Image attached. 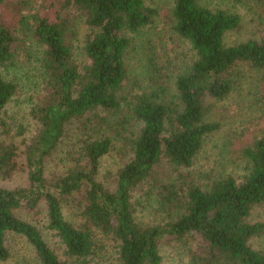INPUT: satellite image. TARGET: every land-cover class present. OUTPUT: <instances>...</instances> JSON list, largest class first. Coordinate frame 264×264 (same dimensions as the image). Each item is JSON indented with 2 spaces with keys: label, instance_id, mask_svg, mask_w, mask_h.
<instances>
[{
  "label": "trees",
  "instance_id": "trees-1",
  "mask_svg": "<svg viewBox=\"0 0 264 264\" xmlns=\"http://www.w3.org/2000/svg\"><path fill=\"white\" fill-rule=\"evenodd\" d=\"M147 1L44 0L35 12L21 9L16 23L0 19L6 138L14 137L4 116L23 87L10 73L20 70L22 58L37 61L28 97L36 131L27 137L23 125L15 128L22 152L0 142V179L27 176L23 185L0 186V263L11 257L13 234L35 249L38 264H161L163 243L188 238L197 242L192 264H264V251L251 245L264 224L250 222L264 203V135L242 150L240 174L189 172L223 128L217 104L247 84L246 100L264 105V16L261 37L230 42L242 26L243 0H171L172 32L191 57L170 77L153 50L135 44L156 16ZM250 1L264 14V0ZM72 11L91 29L81 58L70 41ZM133 52L142 55L134 75ZM113 152L124 162L107 174L111 186L100 176ZM58 155L61 169L52 171ZM25 215L45 216L63 257Z\"/></svg>",
  "mask_w": 264,
  "mask_h": 264
},
{
  "label": "rangeland",
  "instance_id": "rangeland-1",
  "mask_svg": "<svg viewBox=\"0 0 264 264\" xmlns=\"http://www.w3.org/2000/svg\"><path fill=\"white\" fill-rule=\"evenodd\" d=\"M2 1L3 3L0 2V19L10 20L14 23L18 21L21 9L23 13H26L25 8L26 10L31 8L35 12L44 2V0ZM24 2L25 4L26 2L29 3V7L24 5ZM170 3L171 0L147 1V5L156 11V16L150 27L145 29L140 35L135 36V44L137 47L153 50L160 59V65H163L165 72L168 76L172 77L176 74L177 68L189 60L191 53L189 46L172 32ZM237 10L242 16V26L238 32L229 36V41L238 42L261 37L263 34L262 23L264 16L261 4L257 1L243 0L242 3L237 4ZM72 19L76 36H72L70 41L75 48L77 57L81 58L80 50L84 47L87 37L91 34V29L80 13L72 11ZM141 56L138 52H133L130 56L129 65L133 75L140 72ZM26 59L22 58L24 64L21 65L20 70L16 72L11 71L10 73V78L18 74L23 84L19 95L8 105L4 116L13 127L12 136L14 138L4 137L0 129V142H13L20 148V152L25 149L23 145L24 138L15 136L17 131L15 128L18 125H23L27 130V137H30L36 131V125L29 114L28 97L30 96L29 91L32 89L31 83L35 81V75L37 74L35 69L37 61L33 58L30 62H26ZM246 86L247 84L238 86L231 99L224 104H217L216 120H220L223 128L219 133L209 138L208 144L204 151H202L197 163L189 170L192 175L198 176L201 172H211L218 169L232 171L235 174L242 173V169L244 168L242 150L252 145L256 139L264 135L263 102L260 96V100L253 99L251 102L247 101L246 92H248L249 88ZM245 89L246 91H244ZM60 158L61 155H58V158L50 164L52 171L61 169ZM21 161H23V157ZM123 162L121 156L116 152L105 157L102 161L100 180L111 185L107 181V174L110 172L116 173L123 165ZM170 170L173 172L171 168L169 169L166 166L165 172H170ZM187 172L186 170L183 171V173ZM26 182V173L20 172L8 182L0 179V186L16 187ZM66 215L70 221H75L71 215ZM23 217L36 225L42 232L48 245L59 256L63 257L59 240L47 229L45 216L32 217L25 215ZM145 217H147V214H145ZM250 222L264 224V203L253 209ZM196 245V240L192 238L181 241H166V243L161 245V255L163 257L161 264H192L190 250L194 249ZM251 245L256 250L264 251V233L260 237L254 238L251 241ZM7 246L11 257L8 261L0 264H38L35 249L25 238L13 234L8 235Z\"/></svg>",
  "mask_w": 264,
  "mask_h": 264
}]
</instances>
